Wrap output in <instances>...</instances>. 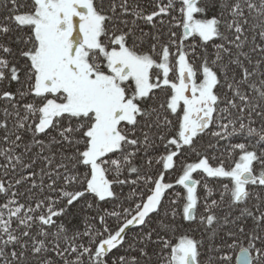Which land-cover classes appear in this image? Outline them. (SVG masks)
<instances>
[{"label":"snow or ice","instance_id":"1","mask_svg":"<svg viewBox=\"0 0 264 264\" xmlns=\"http://www.w3.org/2000/svg\"><path fill=\"white\" fill-rule=\"evenodd\" d=\"M0 264H264V0H0Z\"/></svg>","mask_w":264,"mask_h":264}]
</instances>
